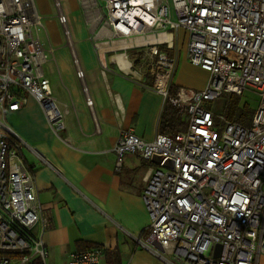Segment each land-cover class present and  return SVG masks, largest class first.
<instances>
[{
	"label": "built area",
	"instance_id": "2783aa9c",
	"mask_svg": "<svg viewBox=\"0 0 264 264\" xmlns=\"http://www.w3.org/2000/svg\"><path fill=\"white\" fill-rule=\"evenodd\" d=\"M54 3L76 74L84 80L62 2ZM79 3L103 68L105 52L129 59L144 53L155 75L152 88L167 99L177 65L173 36L184 29L188 59L209 72L205 87L178 89L186 129L158 133L151 141L132 129L120 131L114 147L118 169L129 153L153 163L142 193L149 233L138 241L169 264H259L264 255V0ZM44 27L34 0H0V264H49L35 228H46L51 216L24 159L25 142L5 119L32 95L55 132L67 127V111L45 73L54 48L43 43ZM113 63L126 70L118 60ZM245 92L259 98L247 125L206 106L224 94ZM87 104L93 106L89 96ZM102 254L100 248L72 252L67 264H103Z\"/></svg>",
	"mask_w": 264,
	"mask_h": 264
},
{
	"label": "crops",
	"instance_id": "0c3cea01",
	"mask_svg": "<svg viewBox=\"0 0 264 264\" xmlns=\"http://www.w3.org/2000/svg\"><path fill=\"white\" fill-rule=\"evenodd\" d=\"M65 1L74 13L70 18L75 23L72 43L85 70L84 80L76 74L72 48L54 0H39L41 10L35 6L49 35L47 43L54 48V57L44 68L54 97L67 111L66 129L55 132L32 95H27L26 105L5 116L25 142L24 159L35 174L40 199L51 216L49 225L43 228L38 224L35 233L41 235L48 250L49 264H67L72 252L90 248L102 249L103 264H169L137 239L142 236L147 240L149 233L150 216L142 193L153 163L129 153L118 169L114 149L123 129H132L149 141L162 133L167 99L152 88L153 83L144 74L132 73L131 58L132 68L127 72L113 63L116 55L105 52L107 68H103L79 0ZM173 39L184 53L182 56L179 50L180 63L171 85L205 87L209 72L188 59L186 30L176 31ZM51 61L55 69L48 66ZM189 66L203 73L200 84L194 85L181 75ZM49 69L58 74L54 88ZM87 96L93 100L92 107L87 104ZM259 264H264V255Z\"/></svg>",
	"mask_w": 264,
	"mask_h": 264
},
{
	"label": "rangeland",
	"instance_id": "374dc122",
	"mask_svg": "<svg viewBox=\"0 0 264 264\" xmlns=\"http://www.w3.org/2000/svg\"><path fill=\"white\" fill-rule=\"evenodd\" d=\"M35 1L34 2H35V4H37L38 9L41 10L39 0H35ZM61 2L63 5V10H64V12L68 18V26L71 29L73 36H74L75 35V29H74L75 23H73V20H70V18L72 19L74 13H73V11H70V9L68 8L69 6L67 5V2L65 0H61ZM56 10H57V8H56ZM69 15H70V17H69ZM57 17H58V10H57ZM42 21H43V18H42ZM43 24H44V21H43ZM44 26H45V24H44ZM62 28H63V26H62ZM41 32L40 33H41L43 43H44V45L46 44L45 47L49 48V45L47 43V41H49V35L47 32L46 26L44 27V30L43 29L41 30ZM176 45H177L176 46V49H177L179 46H178V44H176ZM180 48L181 49H177L175 52L172 53V55L177 56V63L178 64L180 63L178 60V58L180 56L179 50H181L180 53H182V56L184 53V49L182 47H180ZM130 58L134 61L135 72L137 71L135 75L139 76V73H142V74H144V78L147 81L154 83L155 75L149 71L150 59L148 58V56L145 57L144 53H141L140 55L131 54ZM52 63H53V61H51L48 66L53 65V67H54V63L53 64ZM185 68L186 67H184V69H182V74H181V75H184V79L192 82L194 85L200 84L201 78L203 77V73H201L200 71H195L191 66L187 67V69H185ZM54 69H55V67H54ZM53 71L54 70L52 69V71L48 74V76L51 78V80H52L51 83H52V86L54 88V85L56 82L55 77L58 76V74H57V72H53ZM174 71H173V73H174ZM173 73H172V76H173ZM170 83H172V77H171ZM232 97H233V94H224L221 98L216 99L215 101L207 102L206 106L209 109H211L213 112H215L217 115L223 116L224 118L228 119V117H227L228 105H229L230 99ZM258 103H259V98L257 97L256 94L250 93V92H245L240 97L238 107H243L244 105H251L252 108H256L258 106Z\"/></svg>",
	"mask_w": 264,
	"mask_h": 264
},
{
	"label": "trees",
	"instance_id": "16d2710c",
	"mask_svg": "<svg viewBox=\"0 0 264 264\" xmlns=\"http://www.w3.org/2000/svg\"><path fill=\"white\" fill-rule=\"evenodd\" d=\"M179 87L171 85L170 92L167 97V103L161 119V131L163 134L172 135L179 131L180 128L186 127L187 119L181 107L177 103V92ZM241 95L233 94L230 99L227 111V117L230 120L249 124L256 108L251 105L238 107Z\"/></svg>",
	"mask_w": 264,
	"mask_h": 264
},
{
	"label": "bare ground",
	"instance_id": "6f19581e",
	"mask_svg": "<svg viewBox=\"0 0 264 264\" xmlns=\"http://www.w3.org/2000/svg\"><path fill=\"white\" fill-rule=\"evenodd\" d=\"M102 57H103V61H104L105 60V56L103 55ZM116 60H118L119 62H121V63L124 64V67L126 69L125 71H127V72L130 71V70H128V66L131 64V61H130L129 58H126V55H124V54H116ZM132 73L136 74L135 71H133ZM158 84L159 85H163V81L162 80H159Z\"/></svg>",
	"mask_w": 264,
	"mask_h": 264
},
{
	"label": "water",
	"instance_id": "95a60500",
	"mask_svg": "<svg viewBox=\"0 0 264 264\" xmlns=\"http://www.w3.org/2000/svg\"><path fill=\"white\" fill-rule=\"evenodd\" d=\"M217 248H218V252H217V255H218V254H219V250H220V248H221L220 245H218Z\"/></svg>",
	"mask_w": 264,
	"mask_h": 264
}]
</instances>
